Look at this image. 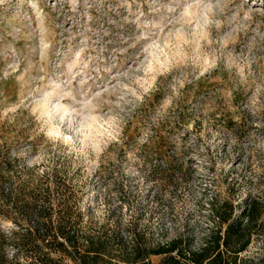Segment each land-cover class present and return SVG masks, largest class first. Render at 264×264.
<instances>
[{"label":"rangeland","instance_id":"1","mask_svg":"<svg viewBox=\"0 0 264 264\" xmlns=\"http://www.w3.org/2000/svg\"><path fill=\"white\" fill-rule=\"evenodd\" d=\"M0 150L15 186L52 191L55 224L198 244L214 207L264 201V0H0ZM170 155L174 185L148 178ZM7 249L0 264H34Z\"/></svg>","mask_w":264,"mask_h":264},{"label":"trees","instance_id":"2","mask_svg":"<svg viewBox=\"0 0 264 264\" xmlns=\"http://www.w3.org/2000/svg\"><path fill=\"white\" fill-rule=\"evenodd\" d=\"M14 160L8 150H0V217L18 226L5 231L0 225V263L12 258L7 249L12 246L16 256L34 264H50L55 255L75 264H247L242 254L255 237L264 235V201L257 198L249 199L243 207L232 199L214 207L213 225L198 244L183 234L156 238L148 229H139L133 219L125 223L92 219L84 225L64 219L55 224L59 221L54 219L52 191L45 190L41 198L38 190L26 189L28 180L15 186L11 182L17 168ZM162 161L152 164L147 176L158 184L174 185L178 173L174 157ZM61 170L55 166L52 171L37 170L31 176L59 175ZM21 205L23 213L18 212ZM21 218L33 226L20 224ZM251 264H264V256Z\"/></svg>","mask_w":264,"mask_h":264}]
</instances>
